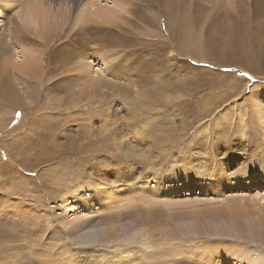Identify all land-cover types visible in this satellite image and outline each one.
Returning <instances> with one entry per match:
<instances>
[{
    "label": "rangeland",
    "instance_id": "obj_1",
    "mask_svg": "<svg viewBox=\"0 0 264 264\" xmlns=\"http://www.w3.org/2000/svg\"><path fill=\"white\" fill-rule=\"evenodd\" d=\"M247 1L208 15L196 8L198 0L158 1L152 8L160 9V20L144 6L115 30L98 25L97 55L105 53L107 66H116L110 72L125 78L107 73L105 61H92L96 76L107 74L96 100L78 93L80 71L71 55L54 61L52 54L48 73L37 70L50 78L44 85L34 78L28 92L3 78L6 68L0 76V264H233L228 253L236 245L246 260L256 240L237 238V222L256 228L264 222V173L257 168L264 139L253 113V103L264 110V0ZM185 11L198 18L188 32L202 38L206 51H184L186 35L174 25ZM142 20L159 35L145 37ZM91 36L86 46L94 49ZM6 42L0 27V61L10 52ZM2 80L13 87L7 90ZM239 123L246 127L241 138ZM243 151L242 159L227 163ZM192 159L207 160L215 173L184 187L182 161ZM245 166H255L254 173L232 175ZM114 179L115 186L107 185ZM80 191L101 203L85 207ZM221 203L237 207L241 218ZM263 245L255 247L262 257Z\"/></svg>",
    "mask_w": 264,
    "mask_h": 264
},
{
    "label": "bare ground",
    "instance_id": "obj_2",
    "mask_svg": "<svg viewBox=\"0 0 264 264\" xmlns=\"http://www.w3.org/2000/svg\"><path fill=\"white\" fill-rule=\"evenodd\" d=\"M158 1L164 5H166L167 3V0H25V1L23 0H0L1 34H4L5 32L6 41H7L5 44V47L3 46V48L6 52L10 51L9 54H7L6 56H1L2 60L0 61V67L2 71L0 72V76L2 73L6 71V68L9 67L10 70L6 72L3 78H5L6 80H10L11 78L12 81L13 80L15 81L16 85L17 83L21 84V88L25 92H28L29 88H27L26 85L30 84V81L32 80L33 82H35L34 78H36L37 83L38 84L41 83V85H44V82L47 81L48 78H50L48 76H43L42 74H38L37 70L41 67H44V70L47 68V64H48L47 61L49 62L48 59L50 56H52V54H53L52 58L54 59V61L62 57V55H66L65 57H63L66 59L70 58V55H71L73 59V64H74L73 67H75L74 70L80 71V73H78L77 77L75 78V80L77 81L79 85V87L77 88L79 89L78 93L81 94L82 96L84 94L91 95L92 99L95 98L96 100V89L99 88V82L102 81V83L104 84L103 78L105 75H107L106 73H104V76L101 77L97 73V76L99 79H97L96 81V78H97L96 72L94 73L92 69L90 68L92 66L91 65L92 61L96 59L102 60V62L105 61L104 60L105 57H103L105 53L100 52V54L97 55L99 52L96 51V35H95L96 30L100 31L102 28V26H98V25L106 24V25H109L110 27L114 26L112 29L115 30L116 28H119V25H121L120 23H124L123 20H127L128 22L130 18L135 19V17L137 16V13L140 11V8L144 6L150 7V13H151L150 16L153 17L154 20L156 19L160 20L159 18L160 14L158 11L160 9H157L155 12L152 8V4H155V2H158ZM198 1L200 3L197 4L196 8L199 7L201 13L204 12L205 15H208L212 11H216V10L218 11L220 8L233 7L237 9L238 3L245 2L246 0H198ZM250 2H254V0H250ZM250 2L247 1V3H250ZM189 14L190 12L187 14L186 11L180 14L182 15V17L177 18L178 22L175 23L174 25V28H177L180 32L186 35L185 37H183L182 40L179 37L180 42L183 46V49L186 53H192L195 48H201L200 49L201 51L203 50L206 51L205 47L203 46V43L201 42L202 38L200 37V42H198L199 40L198 36H196L194 32L193 33L188 32L189 29L194 24V21L198 20L197 17H194V16L190 17ZM140 25H142L141 27L143 28V34L145 37L159 35L158 31L154 32V34H153L154 30L149 31L148 27L146 26V23L143 20L141 21ZM78 34L83 35V39L79 40L77 38ZM89 34L90 35L92 34L91 44L94 46V49H92L88 45L86 46V39L88 38ZM8 41L10 42V46L8 44L9 43ZM26 42H29V44ZM57 42L59 43L58 45H57ZM71 42L73 43L72 45L70 44ZM89 50H92V52H90ZM104 63H106V61ZM106 67L107 68L109 67V71H106L107 68L105 69V71L107 73H110L111 76L116 77L117 75H121L122 78L123 77L125 78V76L123 74H119L118 71L110 72V70L115 69L114 68L116 67L115 65L107 66V63H106ZM11 72L14 75V77L11 75ZM47 73H48V68H47ZM6 80H2V82L5 85V88L8 85L7 90H9L12 85H9V82ZM253 104H254L253 113L256 116L259 126L261 127L260 130L263 133V139H264V127L261 126L262 124H264V110L263 108L260 107V105H258V103H253ZM238 125L239 126L237 129L238 130L237 136L241 138L246 133V127L243 123H239ZM135 132H134L135 134H138V131L135 130ZM262 151H263L262 156L264 158V150ZM243 153L246 154V151H243L240 155H236V154L235 155L231 154V156L227 155L228 156L226 158L228 160L227 163H230L232 158L242 159V157H244ZM254 159L256 158L254 157ZM258 160H259L258 162L259 165L257 166L258 172L264 173V159L258 158ZM183 163H184V160L182 161V166H181L183 169L184 177H185L184 180L186 181V183L183 185L184 187L190 186L189 182L194 184L192 180L201 178L202 174L204 175V173H215V169H212L209 166L207 160H203L201 161V163L200 162L196 163L192 159L191 161L185 162V164ZM238 163H241V162H236V164ZM222 164L225 166L226 162H222ZM253 164H256L254 160H253ZM248 167L249 169L247 170ZM248 167L245 166V168H242L236 172H233L232 175L234 176V175H242V174L244 175L247 173H250V174L254 173L256 167L255 166L253 167L248 166ZM130 170L128 169L127 172ZM219 172H220V169H219ZM106 174H109L108 170ZM206 178H212V177H206ZM214 179L216 180V178ZM116 183H117L116 179H114V180H110L109 182H107V185L115 186L114 184ZM83 186L84 184L79 185V189L81 191L83 189ZM85 187L88 188V185L85 184ZM91 189H96V188L93 186V188ZM176 190H179V189L176 188ZM81 191L79 195L81 194V202H82V205L83 203L86 205V206L84 205L85 207L87 206L89 207L90 202L91 203L99 202V204L101 203L100 200L102 199L97 200V198L95 199L93 195L83 197L82 195L85 193V191L83 192ZM138 196L142 197L140 195ZM221 205L225 211L235 212L239 216V218H241V213H239L236 210L237 207L235 208L234 206H231V205L226 207L225 204L223 203H221ZM103 206L106 207L104 203H103ZM21 209H24V208H21ZM21 209L18 207L17 212L19 213ZM152 210L150 211L152 212ZM209 210H212V209H209ZM260 211H261L260 209L255 211L256 218H257V213H260ZM90 212H92V209L90 210ZM257 220L259 221V219ZM237 224H238L237 230L239 231V236L237 238L245 239L247 236H248V240H250V238H253L254 241L256 240L255 247H259L261 243L264 244V222L262 219H261V222L259 223L260 225L259 228H256V226L249 225L247 222H243V221H238ZM217 228H219L218 231H222L220 227L217 226ZM224 229H225L224 231L226 230L228 231L226 232L229 235H233L232 229L230 227H227V228L224 227ZM211 230H214L213 226H211ZM180 231H182V229H180ZM218 231H215V233L219 234ZM94 234L96 233L91 234V238H92V235L94 236ZM242 234L246 235V237ZM83 244L85 245L86 242H83ZM236 246L238 248L240 247V245H236ZM235 247L230 248L229 253H228V257L229 259H231V261H233V264H238V263L239 264L240 263L241 264H264V257H262V254H260V252H258L255 249V247L251 250V253L246 252V260L241 259L243 255L241 256L240 255L241 253H239V250ZM242 250L243 249H241V251ZM189 254L191 253L189 252ZM239 255L241 256L240 258H239Z\"/></svg>",
    "mask_w": 264,
    "mask_h": 264
}]
</instances>
